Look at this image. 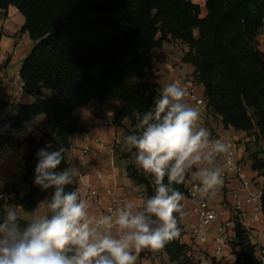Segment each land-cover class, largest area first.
I'll list each match as a JSON object with an SVG mask.
<instances>
[{
	"label": "trees",
	"instance_id": "obj_1",
	"mask_svg": "<svg viewBox=\"0 0 264 264\" xmlns=\"http://www.w3.org/2000/svg\"><path fill=\"white\" fill-rule=\"evenodd\" d=\"M10 5L24 14L21 31L35 41L21 66L25 89L35 100L18 103L15 115L0 118V147L15 131L40 115L46 117L42 128L35 127L20 140L27 148L22 179L29 190L0 197V222L8 202L32 212L50 198L52 189L41 191L34 184L36 153L48 144L49 151L64 149L57 171L69 168L66 150L71 137L84 128L74 113L77 108L92 100L115 104L113 123L124 127L130 119L133 132L138 131L139 119L159 95L158 84L146 78L147 68L156 52L173 40L188 45L183 61L195 67L208 112L220 115L225 127L264 141V58L258 49L264 0H206L205 15L194 0H0V8ZM3 34L0 30V38ZM43 89L54 92L42 95ZM7 104L1 102L0 109ZM250 159L264 176V150L252 152ZM128 174L146 186V198L154 194L152 177L135 163L128 164ZM75 187L74 181L65 192ZM175 187L184 195L186 180ZM24 220L19 221L21 227ZM177 222L180 229L178 214ZM180 235L163 250L172 263L191 264ZM247 241L239 229L236 244L243 247L244 264H255L254 245Z\"/></svg>",
	"mask_w": 264,
	"mask_h": 264
},
{
	"label": "clouds",
	"instance_id": "obj_2",
	"mask_svg": "<svg viewBox=\"0 0 264 264\" xmlns=\"http://www.w3.org/2000/svg\"><path fill=\"white\" fill-rule=\"evenodd\" d=\"M185 95L179 81L165 85L139 119L138 131L124 137L135 165L155 186L140 206L127 201L108 214H92L79 188L65 192L76 170L57 171L64 149L49 151L48 144L38 150L34 184L53 192L24 227L19 210L7 208L0 222V264H137L143 251L159 253L178 237L184 195L175 185L190 175L200 196L214 195L223 183L216 158L230 151L200 125V113Z\"/></svg>",
	"mask_w": 264,
	"mask_h": 264
},
{
	"label": "crops",
	"instance_id": "obj_3",
	"mask_svg": "<svg viewBox=\"0 0 264 264\" xmlns=\"http://www.w3.org/2000/svg\"><path fill=\"white\" fill-rule=\"evenodd\" d=\"M25 23L24 14L15 6L10 5L7 9L0 8V30L4 32L0 38V78L3 83L0 84V104L5 101L7 95L16 90V84L13 82V75L16 69H21L23 59L31 52L35 45V41L30 37L28 32H22V26ZM259 45L258 49L261 56L264 58V26L261 27L258 34ZM16 51V52H15ZM183 55L178 51H174L171 45H164L156 52L151 65L147 68V77L150 81L160 85H167L170 83L171 72L169 70L170 64H175L177 67L176 73L185 74L193 73L195 67L183 61ZM199 91L204 93L203 85L200 86ZM54 90L43 89L42 95H51ZM35 100V97L26 90L20 93V101L14 104L8 103L0 109V118H6L17 113L18 103H30ZM115 111V104L99 105L96 100H92L89 104L77 108L74 113L80 117L84 126L83 130L75 133L71 137V147L66 150V158L69 167L76 170L74 181L76 182L81 193L84 192L88 185L114 188L116 198L118 200V207L122 206L127 201H135L137 206L142 205L146 199V186L143 183H138L132 179L128 174V164L134 162L133 153L130 152L124 145L125 128L118 127L113 123V115ZM45 115L38 116L27 126L15 131L12 139L2 147H0V177H4L7 183L14 181L15 174H20V186L23 172V159L18 160L19 154H26L27 148L25 144L20 143L19 139H24L35 127H37L44 119ZM215 121V123H214ZM200 125L206 127L211 135H219L229 139H240L241 141H249L250 136L241 130H236L234 127H225L222 117L218 114L209 113L204 120L200 121ZM36 133H40L36 131ZM90 133L92 136H101L107 141L115 140L117 147L115 149V165L110 163L100 164L97 159L98 151L110 154L109 150L100 147L94 140L89 142L91 150L84 157L82 154V147L86 142V135ZM84 158L86 162H84ZM249 174L256 177L258 183L264 187V176L259 174L257 170L252 168V160L250 157L246 161ZM102 167L105 176L98 179L96 171ZM27 183V182H26ZM14 184V183H13ZM6 184V192L7 186ZM29 190L27 183L24 189L20 187V194L23 195ZM47 201L45 199L39 208L43 211V204ZM90 211L94 210V202L89 201ZM183 208L186 209L188 205L187 198L181 201ZM20 216L27 218L30 211L23 209L21 205ZM251 240L253 242H261L264 240L263 234L253 235ZM199 249L203 248L198 246ZM208 254L213 251V246L207 247ZM227 254V253H226ZM203 254L200 253V259L195 264H205L203 262ZM202 259V260H201ZM214 264H237L234 258L227 255L219 256L213 259ZM137 264H174L170 261L168 254L162 250L159 253H151L148 250L143 251L138 257Z\"/></svg>",
	"mask_w": 264,
	"mask_h": 264
},
{
	"label": "built area",
	"instance_id": "obj_4",
	"mask_svg": "<svg viewBox=\"0 0 264 264\" xmlns=\"http://www.w3.org/2000/svg\"><path fill=\"white\" fill-rule=\"evenodd\" d=\"M16 52V51H15ZM16 90L7 95L5 101L14 104L20 101V93L25 91V83L21 77V69H16L13 75ZM143 80L145 78H142ZM179 81L185 89V100L188 104L198 109L200 121L208 114L207 98L199 91L202 85L193 73L188 75L174 74L170 83ZM3 83L0 78V84ZM160 93V91H159ZM213 139H220L230 145V151L216 158V165L223 173V183L214 195L200 196L197 185L189 175L186 179V193L184 197L188 200L186 209L183 208L184 216L178 214L180 223V239L185 243L187 252L192 258V263H197L200 253L203 254L205 264H214L213 259L227 255L234 258L237 264H244V250L240 244H236L238 230H242L248 236L247 244L254 245V263L264 264V240L253 242V235H264V187L256 177L251 176L247 164L240 155L238 142L234 139L224 138L219 135H211ZM94 140L100 147L107 148L110 154L98 151L97 159L100 164L110 163L115 165L116 141H107L101 136L86 135V142L82 147L85 157L91 150L89 142ZM24 158V154L18 155V160ZM84 162H86L84 158ZM98 179L105 176L102 167L96 171ZM7 181L0 177V197L15 195L14 192H6ZM87 201L94 202V215L108 214L109 210L118 207V200L114 188L110 186L100 187L88 185L82 192ZM213 246V251L208 254L207 247ZM198 246L203 248L199 249ZM227 253V254H226ZM202 260V259H201Z\"/></svg>",
	"mask_w": 264,
	"mask_h": 264
},
{
	"label": "rangeland",
	"instance_id": "obj_5",
	"mask_svg": "<svg viewBox=\"0 0 264 264\" xmlns=\"http://www.w3.org/2000/svg\"><path fill=\"white\" fill-rule=\"evenodd\" d=\"M194 2L199 3L201 5V7H202V15H205V13H206V6H205L206 0H194ZM166 45L167 46L171 45L172 48L174 49V51H178L181 54H185V52L188 50V45L183 43V42H181V41H179V40H173L171 42L166 43ZM169 70L171 72L170 78H171L172 75L178 74V73H176L177 67H176L175 64H170L169 65ZM188 74H191V73L188 72V73L179 74V75H188ZM146 78H148L147 75H146ZM164 86H165V84L159 86V91L160 92H161V90L163 89ZM124 122H125L124 123L125 124L124 125L125 136L128 135V134L133 133L134 126L132 124V121L130 119H126ZM214 123H215V121H214ZM38 126H39V128H42L41 124H39ZM235 141H237L238 144H239L238 145L239 152H240V155L242 156V159H243V161L245 163H246L247 159L250 157V154L252 152H261L262 150H264V141H262V140L257 141V140L254 139V137H251V136H250V140L249 141H245V142L241 141V138L237 139ZM18 147H20V139L18 141ZM116 147H117V142H116L115 149H116ZM128 153L131 154L132 151H130ZM114 154H115V150H114ZM115 158H116V155H115ZM14 177L16 178L14 181L6 183V184H10V185L7 186V190H8V192H14V193L18 192L20 194V187H21V189H24V187L26 186L27 183L25 181H23V182H21V186H20V174L17 173V174H15ZM5 188H6V185H5ZM9 206H15L19 210V213H20V208L17 206V204L12 203V202H8L6 204V209Z\"/></svg>",
	"mask_w": 264,
	"mask_h": 264
}]
</instances>
